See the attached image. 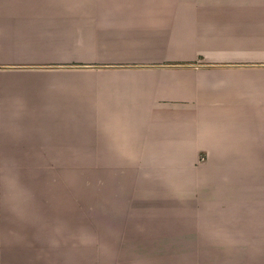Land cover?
I'll return each instance as SVG.
<instances>
[{"label": "crops", "instance_id": "crops-1", "mask_svg": "<svg viewBox=\"0 0 264 264\" xmlns=\"http://www.w3.org/2000/svg\"><path fill=\"white\" fill-rule=\"evenodd\" d=\"M262 197L264 0H0V264H143L164 205L170 244L264 264Z\"/></svg>", "mask_w": 264, "mask_h": 264}, {"label": "rangeland", "instance_id": "rangeland-1", "mask_svg": "<svg viewBox=\"0 0 264 264\" xmlns=\"http://www.w3.org/2000/svg\"><path fill=\"white\" fill-rule=\"evenodd\" d=\"M205 160H207L205 153H203V152L199 153L198 161L204 162ZM96 166H97V164H96ZM128 193L130 195L133 194L132 191L131 192L129 191ZM260 196L261 195L260 194L258 195V192H254V196H252V197L254 200H257V199L259 200V199H261ZM262 198H264V197H262ZM125 199H126V202H125V205L123 207V210L128 209L130 211H133L135 209V207L137 206L138 210H136L134 212L135 214L137 213L138 215H144L145 217L147 215H150L151 212L147 211V210L145 211V209H142L143 205H141L139 203H137L138 205H136L132 200L134 198H132L131 196H128V198H125ZM99 204H100V206H99ZM108 206H109V203L107 204V207ZM96 207H98L100 212H97L98 210H96ZM107 207H106L105 203L98 201V199L96 197L95 213L99 214L97 216L105 215L104 217H106L105 221H104V225L102 227H121V225L124 223L123 220L118 221V219L117 220L116 219L115 220L108 219L110 214H109V210ZM183 207L184 206H180V205H177L175 207L169 206V209H168L164 205V206H158V207L154 208V210L156 212V217H158V220L160 222H161V217L163 215H165V217L167 216V219H168V225L166 226L167 230L165 231V233H163L161 231L160 233L157 232V234L154 235L153 233H150V232L146 233V229L145 228L143 229V232L145 233L144 235L147 236L146 242L150 246H148V248H147L148 251H146V253H144V255H143V252H140V257H139L140 260L139 259L138 260L141 261L143 264H215L217 262H219V264H228L230 262L229 257H231V255H229L230 254L229 252L222 253L223 256L222 255L220 256V255H217L218 253H216L215 251H213L211 249L210 250L208 249V251H204L203 250L204 247L201 248L202 246H199V242L197 241L198 238H196L195 243H187L183 247L181 244L177 245V243H175L173 245L170 244L169 236H172L170 233H172L174 229H175V231H182L183 232V229H181L180 227L176 228L175 226H173L174 220L177 219L180 215H183L184 212L186 213V215L189 216L188 209L185 210ZM164 209H166V210H164ZM126 214L127 213L125 211L123 213V216ZM130 215L131 214H129V216ZM169 219H172L171 223H170ZM165 222H167V220ZM103 232H104V230H103ZM95 235H96L95 236V247H96V249H98L97 247L102 246V244H104L106 240L104 241L105 236L104 237L100 236V232L96 229V223H95ZM156 235H158V236H156ZM221 235L225 236L224 233H222ZM222 236H220V237L222 238ZM177 237H174V238H177ZM179 237H181V236H179ZM209 237H211V236H209ZM112 238H114V236H112ZM206 242L208 243L209 240ZM159 245H160V248H159ZM206 246H208V244ZM155 248L159 249L158 253H157V250ZM208 248H209V246H208ZM118 254H119V251H118ZM98 256H97L96 261L99 262L100 259H98ZM121 259L127 260L128 258H125L124 254H123ZM126 260H124V264H126V263L128 264V262Z\"/></svg>", "mask_w": 264, "mask_h": 264}, {"label": "bare ground", "instance_id": "bare-ground-1", "mask_svg": "<svg viewBox=\"0 0 264 264\" xmlns=\"http://www.w3.org/2000/svg\"><path fill=\"white\" fill-rule=\"evenodd\" d=\"M106 62V61H105ZM180 65V64H179ZM178 67V66H177ZM163 100V99H162ZM191 144L189 145L190 147H191V149L193 150V148H196L198 145H200V144H197V142H193V141H191L190 142ZM195 143V144H194ZM153 144H154V142H153ZM194 144V145H193ZM176 148V147H175ZM154 150H152L151 151V153L153 152ZM179 151V150H178ZM181 151V153H182V155L180 156V157H182L183 159H184V161L185 162H189V154L187 155L186 154V149L184 148L183 150L181 149L180 150ZM136 152V151H135ZM148 153H150V152H148ZM159 156H162V157H164L165 156V154L163 153V152H161L160 154H159ZM177 157V156H176ZM176 157H174V158H176ZM150 158V159H149ZM147 159H149V161L147 162ZM137 162V161H136ZM138 162L139 163H142V164H144V166L146 165V166H151V165H148L149 163H155V160L152 158V157H150V156H144V157H142V158H140L139 160H138ZM180 173H182V172H180ZM181 176V175H180ZM186 191V190H185ZM99 232H100V234L102 235V236H104V234H102L103 232L102 231H100L98 228H96ZM188 237V236H187ZM178 239V238H177ZM105 241V240H104ZM106 245H107V247L109 246L107 243H106ZM173 245V244H172ZM105 248V247H104ZM160 248V247H159ZM108 249H109V247H108ZM184 249V248H183ZM179 251V250H178Z\"/></svg>", "mask_w": 264, "mask_h": 264}, {"label": "clouds", "instance_id": "clouds-1", "mask_svg": "<svg viewBox=\"0 0 264 264\" xmlns=\"http://www.w3.org/2000/svg\"><path fill=\"white\" fill-rule=\"evenodd\" d=\"M10 210L13 211V212H15L16 211V208L15 207H11Z\"/></svg>", "mask_w": 264, "mask_h": 264}]
</instances>
